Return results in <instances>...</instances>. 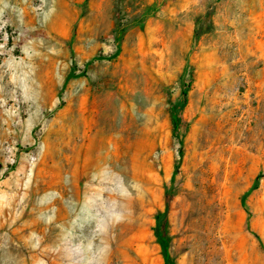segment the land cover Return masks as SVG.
<instances>
[{"label": "rangeland", "instance_id": "rangeland-1", "mask_svg": "<svg viewBox=\"0 0 264 264\" xmlns=\"http://www.w3.org/2000/svg\"><path fill=\"white\" fill-rule=\"evenodd\" d=\"M159 222L264 264V0H0V264H164Z\"/></svg>", "mask_w": 264, "mask_h": 264}, {"label": "bare ground", "instance_id": "bare-ground-1", "mask_svg": "<svg viewBox=\"0 0 264 264\" xmlns=\"http://www.w3.org/2000/svg\"><path fill=\"white\" fill-rule=\"evenodd\" d=\"M95 135H98V133L96 132ZM94 135V136H95ZM104 146H102L99 151L100 152H108L107 148H103ZM90 151L92 152V150L90 149ZM107 155V154H106ZM110 157V153H108V155ZM218 210V214L215 216H213V224H210V225H207L206 229H205V233L208 234V238L210 240L209 244L211 243V236H212V233H214V228L216 227V225H220V233H219V236L216 238L217 241L221 242L222 243V246L223 248L224 247H227V245L229 244V232L228 230L226 231V226H227V222H228V209H224L223 206H219L217 208ZM240 222L237 221V229H238V232L240 233L241 231V228H240ZM228 238V239H227ZM241 240V238H239ZM215 242H213V248L215 247ZM218 242V243H219ZM218 243H216V246H218ZM239 247H241V243L238 245ZM212 247V243L211 245H209V248ZM230 247V246H228ZM226 251V250H225ZM238 259H240V256H241V250L238 251Z\"/></svg>", "mask_w": 264, "mask_h": 264}, {"label": "trees", "instance_id": "trees-1", "mask_svg": "<svg viewBox=\"0 0 264 264\" xmlns=\"http://www.w3.org/2000/svg\"><path fill=\"white\" fill-rule=\"evenodd\" d=\"M172 120L174 122V125H176V116L174 115V113H172ZM176 128V126H175ZM177 130V128H176ZM159 221V220H158ZM154 236L157 240L158 245H160L162 252H163V258H164V264H174L173 261L170 258L169 255V240L167 237V232H166V227H165V223L159 222V225L156 229H154Z\"/></svg>", "mask_w": 264, "mask_h": 264}]
</instances>
